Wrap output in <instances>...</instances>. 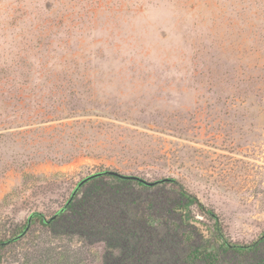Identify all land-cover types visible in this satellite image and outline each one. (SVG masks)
<instances>
[{
  "label": "rangeland",
  "instance_id": "obj_1",
  "mask_svg": "<svg viewBox=\"0 0 264 264\" xmlns=\"http://www.w3.org/2000/svg\"><path fill=\"white\" fill-rule=\"evenodd\" d=\"M106 169L177 178L233 242L264 233V0H0V234ZM105 252L32 225L2 264Z\"/></svg>",
  "mask_w": 264,
  "mask_h": 264
},
{
  "label": "trees",
  "instance_id": "obj_2",
  "mask_svg": "<svg viewBox=\"0 0 264 264\" xmlns=\"http://www.w3.org/2000/svg\"><path fill=\"white\" fill-rule=\"evenodd\" d=\"M106 171L76 186L52 215L35 211L0 234V264L32 225L104 243L101 264H264V233L247 244L228 239L214 210L177 178L151 186Z\"/></svg>",
  "mask_w": 264,
  "mask_h": 264
},
{
  "label": "water",
  "instance_id": "obj_3",
  "mask_svg": "<svg viewBox=\"0 0 264 264\" xmlns=\"http://www.w3.org/2000/svg\"><path fill=\"white\" fill-rule=\"evenodd\" d=\"M107 173L109 174H112V175H115V176H118L120 178H123V179H132V180H137V181H140L146 185H155L161 181H165L167 180V178H164V179H160V180H154V181H151V180H148L144 177H141L139 175H135V174H126V173H122V172H119V171H115V170H109V171H106ZM103 172H97V173H93L91 175H88L87 177L83 178L81 181H79L78 185L77 186H81L83 183H85L87 180L95 177L96 175H99V174H102Z\"/></svg>",
  "mask_w": 264,
  "mask_h": 264
}]
</instances>
